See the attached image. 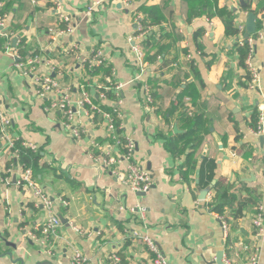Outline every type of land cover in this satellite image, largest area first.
Instances as JSON below:
<instances>
[{"label":"crops","instance_id":"1","mask_svg":"<svg viewBox=\"0 0 264 264\" xmlns=\"http://www.w3.org/2000/svg\"><path fill=\"white\" fill-rule=\"evenodd\" d=\"M93 1L0 0L13 34L10 45L23 58L34 53L43 58L36 72L55 78L71 99L74 124L85 130L74 138L62 114L49 109V98L35 94L6 51L0 29V105L10 120L7 137L36 145L33 178L61 221L44 247L29 236H40L46 214L32 192L13 180L17 173L9 184L2 181L5 170L20 162L7 140H0V264H69L74 248L95 264H108L112 252L121 264H152L150 250L131 230L146 232L170 264H247L252 252L264 264V228L256 234L252 225L263 199L264 132L256 136L250 125L254 112L264 118V0H103L89 11ZM250 11L256 14V34L263 33L254 46L257 90L247 87L237 38L224 27L229 14L235 27L245 28ZM59 13L70 17L74 30L53 42L49 28L62 27ZM130 36L141 46L143 66L135 62ZM96 52L102 63L90 65ZM110 90L111 96H100ZM83 92L102 110L118 107L116 133L132 140L135 159L152 175L143 195L123 187L112 173V168L124 171L125 161L111 167L94 161L99 155L118 157L123 149L100 113L96 119L95 112L88 115L77 105ZM193 115L203 119V141L186 182L180 174L185 153L174 155L165 143L185 132V116ZM206 188L205 199H199ZM223 190L230 197L221 215L210 203Z\"/></svg>","mask_w":264,"mask_h":264},{"label":"built area","instance_id":"2","mask_svg":"<svg viewBox=\"0 0 264 264\" xmlns=\"http://www.w3.org/2000/svg\"><path fill=\"white\" fill-rule=\"evenodd\" d=\"M103 0H94L89 6L88 10H93L97 5L101 4ZM57 7H60L57 5ZM58 20L64 24V27L52 26L49 28V34L51 40L54 42L58 37L63 35H70L73 33L74 26L70 23V17L65 15L64 13H59ZM0 29H3L2 35L7 39L5 49L6 51L13 56L15 60V66L22 72L24 77L29 80V84L32 86L36 95L40 97H47L50 100L49 109H57L63 117V126L70 132V134L74 138H79L85 130L74 124V111L71 99L63 90L58 82L55 80L53 76L49 73H37V65H39L43 58L39 54H28L25 58L21 57L16 46L10 45V38L13 36L12 32L8 30V17L5 13H0ZM237 29L239 31V44L245 45L247 53L244 60L245 70L249 74V78L246 80V85L250 89L257 90L261 86V77L258 70V66L254 61V46L257 39L263 37V33H255L256 35H249L248 37H244V26L238 25ZM6 30V31H5ZM138 32L142 33L143 29L140 24L137 25ZM1 33V31H0ZM134 37H129V41L132 42V51L135 53L136 64L137 66L145 65L143 61V51L139 43L135 42ZM20 40V39H19ZM19 40L17 42L19 43ZM190 57V55H187ZM102 57L100 52H96L90 59L89 64H101ZM118 85L116 88H119ZM107 87L105 89H108ZM145 91V99L147 103L152 101L151 94L149 91L148 85H143ZM100 96L105 97V91L100 92ZM77 105L84 109L88 115H91L90 112H97L102 115L105 121V125L108 131L109 136L114 139L116 145H120L123 149V152L118 157L114 156H94V161L98 163H102L105 166H115L121 161L126 162L125 170L121 171L119 169L113 170L112 173L118 178L119 183L125 187L126 189L135 192H147L152 185V175L151 173L145 169L134 156V144L132 140L128 137L119 136L116 133L118 128V124H116V120H114V115L116 117L119 116V109L116 105L112 106V110L105 111L99 108L95 103L92 102L91 98L86 92H83L80 100L77 101ZM114 114V115H113ZM264 118L262 115H259V119L257 122V126L253 128V134L258 136L264 132ZM10 120L9 117L4 113L1 105H0V140H7L6 144L10 149V154L12 157L19 158L20 149L15 147V141L12 139H8L7 137V129L9 127ZM122 137L124 141L122 140ZM24 148L30 149L32 151H36V145L33 143H22ZM15 168L8 167L5 172V176L2 181L5 184H9L12 174L15 175V181L17 185L28 189L32 192L35 197V202L40 204L45 211L46 218L39 227L40 236L37 237L34 232H29V236L38 240L40 245H46L50 242L51 236L56 234L57 228L61 225L60 217L56 213L53 212L52 206L53 201L50 196L43 190V188L36 183L33 178L31 166L26 165L24 163H18ZM262 173L264 178V164L262 165ZM142 216L144 217V209L140 210ZM222 222V226L224 232L227 231L228 225L224 218L219 217ZM252 225L254 226L255 233L259 234L262 232L264 228V187H263V199L257 205V211L252 219ZM130 235L134 239H138L142 241L147 248L150 250L153 255L151 261L152 264H170L166 259L165 255L160 251L156 242L144 231L139 230H131ZM44 247V246H43ZM49 254L52 252L48 251ZM230 264L229 262H226ZM69 264H95L89 258H87L82 252H80L77 248H74ZM108 264H121V259L116 252H112L108 255ZM247 264H258V256L256 252H252L249 254L247 259Z\"/></svg>","mask_w":264,"mask_h":264},{"label":"trees","instance_id":"3","mask_svg":"<svg viewBox=\"0 0 264 264\" xmlns=\"http://www.w3.org/2000/svg\"><path fill=\"white\" fill-rule=\"evenodd\" d=\"M61 26L64 27V24L62 23ZM145 27L146 26H144L142 23V29H145ZM224 27H225V34L226 35H231V36H234L237 38L236 44H237V50L239 53V61L242 64V66L245 67L244 60L246 57L247 50H246L245 45L239 44V41H238L239 40V31H238L237 27H235L234 20L232 19V17L229 14L226 17H224ZM22 41L23 40H21V39L19 40L20 46H21ZM19 50L22 54H24L26 52L22 46L20 47ZM246 76L248 79L249 78L248 72H246ZM105 94L108 96H111L112 90L106 92ZM102 108L106 111H109V112L112 110V108L106 107V106H102ZM94 117L96 119L98 118V115L96 112L94 113ZM258 119H259V116H258V113L256 111L251 115L250 125L252 128H255L257 126ZM114 120H116V123H118V121H119V120H117V117L115 115H114ZM202 124H203V119H202L201 115L185 116L184 127L186 128V131L179 134L176 137L168 138L166 140V143H165L166 148L168 150H170L174 155H180V154L185 153V160L183 161V163L180 166V174L182 176V179L186 182L189 181V175L195 169V166H196L195 153L203 141V135L201 133ZM118 132H120V131H118ZM122 140L124 141L123 137H122ZM14 143H15V147L20 149V156H19V158H17L19 160V162L24 163V164L29 165V166L32 163H34V164L36 163V161L39 158V153L37 151H32L30 149L24 148L22 146L23 142H21V141L15 140ZM229 197L230 196L226 190L219 192L216 199L214 198V200H212V202L210 203L212 205V208L214 209V211H216L222 215L223 214V201L228 200Z\"/></svg>","mask_w":264,"mask_h":264},{"label":"water","instance_id":"4","mask_svg":"<svg viewBox=\"0 0 264 264\" xmlns=\"http://www.w3.org/2000/svg\"><path fill=\"white\" fill-rule=\"evenodd\" d=\"M246 0H241V2H244ZM256 14L252 11L247 12L245 16V30L243 33L244 37H248L249 35H253L256 33V22H255ZM13 180L15 181V176L13 177ZM208 192V188L203 189L200 191L199 199L203 200L206 197V194ZM140 194H144V192H141ZM223 256V251H220V253L217 255V261H221Z\"/></svg>","mask_w":264,"mask_h":264}]
</instances>
